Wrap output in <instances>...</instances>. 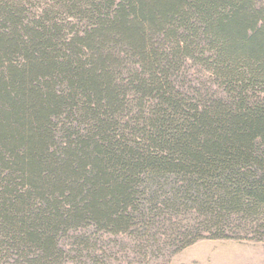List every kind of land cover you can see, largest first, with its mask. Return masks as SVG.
Instances as JSON below:
<instances>
[{
	"label": "trees",
	"instance_id": "obj_1",
	"mask_svg": "<svg viewBox=\"0 0 264 264\" xmlns=\"http://www.w3.org/2000/svg\"><path fill=\"white\" fill-rule=\"evenodd\" d=\"M183 209L264 238V5L0 0V264H63L88 225L187 245Z\"/></svg>",
	"mask_w": 264,
	"mask_h": 264
},
{
	"label": "rangeland",
	"instance_id": "obj_2",
	"mask_svg": "<svg viewBox=\"0 0 264 264\" xmlns=\"http://www.w3.org/2000/svg\"><path fill=\"white\" fill-rule=\"evenodd\" d=\"M259 2L264 5V0ZM186 64L182 73L184 80L193 86L205 81L208 73L202 67L191 61ZM165 218L171 219L164 220L166 227L174 224L179 229L197 228L202 221L193 209H183ZM198 229L194 232V241L185 245L184 241L189 238H180L181 241L175 243L168 237L169 231L162 227L148 228L151 238H140V233L146 231L143 225L117 234L97 231L92 225L79 227L60 238L66 251L63 264H264V238L240 231L225 232L228 237L215 239L204 227ZM85 235L91 237L94 247L83 251L79 257L75 237Z\"/></svg>",
	"mask_w": 264,
	"mask_h": 264
}]
</instances>
